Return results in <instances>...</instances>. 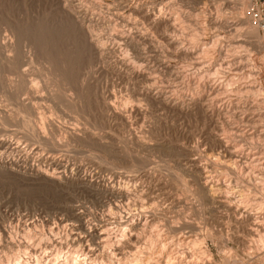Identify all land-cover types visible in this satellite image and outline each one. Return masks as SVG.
Segmentation results:
<instances>
[{"label":"rangeland","instance_id":"obj_1","mask_svg":"<svg viewBox=\"0 0 264 264\" xmlns=\"http://www.w3.org/2000/svg\"><path fill=\"white\" fill-rule=\"evenodd\" d=\"M63 1L70 5L68 9L74 8L76 19L58 0H0V159L10 163L0 167V214H4L0 220L18 207L33 205L42 212H67L68 218L77 219L67 207L74 195L102 202L105 193L100 185L123 178L125 172L143 174L151 169L162 185H170L185 174L200 176L191 169L193 158L198 157L195 160L201 164L211 158L224 160L213 148L215 137L229 136L230 131L225 134L223 130L228 129L224 118H211L197 109L194 127L180 125L186 117L157 104L147 93L148 84L122 65L125 60L153 75L168 70L161 64L170 56L162 31L165 24H154L163 11L155 7L157 0ZM143 2L149 5L136 8ZM249 3L180 0V8L199 15L213 49L224 45L246 58L241 71L256 91L231 98L264 102V34L245 16ZM237 28L244 29V39L238 44L230 39ZM87 31L101 41L106 50L102 56H95L87 43ZM133 36L136 41L128 42ZM219 55L210 53L212 59ZM224 55L227 58V52ZM143 56L142 64L138 61ZM234 82L239 85V78ZM123 111L126 120L117 115ZM263 125L255 128V136ZM5 139L11 148L1 144ZM53 159L62 167L54 168ZM38 169L47 170L48 175L37 173ZM85 176L101 181L100 187L82 181ZM222 219L233 221L231 243L241 255L249 245H259L234 221L237 216L230 210H214L208 223L221 226ZM246 264H264V252L249 255Z\"/></svg>","mask_w":264,"mask_h":264},{"label":"clouds","instance_id":"obj_2","mask_svg":"<svg viewBox=\"0 0 264 264\" xmlns=\"http://www.w3.org/2000/svg\"><path fill=\"white\" fill-rule=\"evenodd\" d=\"M155 7L163 9L159 18L169 20L162 31L170 56L162 61L168 70L152 76L149 95L165 110L184 115L180 125L194 127L197 109L211 113L237 92L246 95L241 91L245 86L254 87L241 71L246 58L224 45L213 49L198 14L180 8V0H157ZM243 31L237 28L230 39L242 41ZM212 51L220 55L212 59ZM241 77L239 85L230 83ZM259 143L264 157V141ZM257 159L258 168L250 162L234 160L229 166L224 160H206L200 176L185 174L170 185H162L151 169L125 172L102 184V202L73 196L67 207L79 219L68 218L67 212H42L35 205L18 207L0 220V264H246L249 255L264 252V238L258 233L253 239L259 245H249L241 255L231 243L233 221L212 226L208 219L214 210L240 208L237 221H243L247 208L238 205L243 193L248 207L260 214L253 223L264 228V158Z\"/></svg>","mask_w":264,"mask_h":264},{"label":"bare ground","instance_id":"obj_3","mask_svg":"<svg viewBox=\"0 0 264 264\" xmlns=\"http://www.w3.org/2000/svg\"><path fill=\"white\" fill-rule=\"evenodd\" d=\"M149 1V0H147ZM61 2V3H60ZM63 0H58V3L62 5L63 10L67 13H69L70 15H73L71 10H74V8H72L71 10L68 9L67 7H70V5H68V2H65L63 4ZM71 2V1H70ZM73 2V1H72ZM156 3V1H155ZM153 3V4H155ZM70 4V3H69ZM157 4V3H156ZM75 5V4H73ZM147 5H149L148 2H143L138 6H136V8H144L147 7ZM152 5V4H150ZM76 7V6H75ZM135 8V7H134ZM152 8V7H151ZM150 10V9H149ZM161 10V9H160ZM145 12V11H144ZM85 13V12H84ZM147 13V12H146ZM150 13V12H149ZM66 14V13H65ZM75 14V13H74ZM148 14V13H147ZM75 15H73L74 17ZM156 16V15H155ZM79 17V16H78ZM83 17V16H82ZM124 17V16H123ZM121 17V18H123ZM160 16H157L154 20V24L157 23L158 25H163V23L166 25L169 20L168 17H164V18H159ZM75 18V17H74ZM87 17H84V21ZM76 19V18H75ZM124 19V18H123ZM83 20H79V23L81 24V26L85 27V22ZM76 22V21H75ZM134 25V24H133ZM164 26V25H163ZM165 27V26H164ZM254 27V26H253ZM256 28V27H255ZM85 33V32H84ZM88 31L86 32V37H87V43L89 44V46L91 47V49L93 50V52L95 53V56H102L104 53V46L102 44H100V40L96 39L93 37V35H88ZM141 35V34H140ZM129 37V36H128ZM143 37V36H141ZM144 37L147 38V36L144 35ZM121 38V37H120ZM135 37H131V38H127V41L129 42H134L136 41V39H134ZM139 38V37H138ZM123 39V38H122ZM145 39V38H144ZM148 39V38H147ZM124 40V39H123ZM138 41V40H137ZM133 44V43H132ZM238 44V43H237ZM11 45V44H10ZM131 45V44H130ZM260 45V42L257 44ZM136 47V46H135ZM141 47V46H140ZM106 51V50H105ZM97 58V57H96ZM141 58V57H140ZM145 58L143 56V58L141 60H139L138 62H145ZM122 65L124 64V67L126 66L128 69L131 70L132 74L136 77H138L139 79H143L144 82H146L148 85L151 82V78L153 76V73H147L144 70H142L141 68H136L134 66H132L130 64V62L128 63L127 61H122ZM145 64V63H144ZM162 64V62H161ZM58 67V66H57ZM127 69V70H128ZM20 70V69H19ZM25 71V70H24ZM244 72V71H243ZM245 74V73H244ZM24 75V74H23ZM22 75V76H23ZM244 78V77H242ZM242 78H239L242 79ZM26 79V78H25ZM23 80V79H22ZM26 81V80H24ZM235 81V80H234ZM233 81V83H235ZM22 83V82H21ZM232 83V81H231ZM232 83V84H233ZM23 84V83H22ZM25 84V83H24ZM23 84V86H24ZM239 84V83H238ZM248 85H254L247 83ZM22 87V85L20 86V88ZM35 86L31 87L34 89ZM38 87V86H37ZM17 88H19L17 86ZM19 88V89H20ZM148 88V87H147ZM246 89H241V91H246L248 95L254 93L256 91V86L254 85V87H247L245 86ZM18 89V90H19ZM22 90V89H21ZM32 90V89H31ZM26 91V90H25ZM18 92V91H17ZM29 92V91H28ZM142 92V91H140ZM149 94V91L147 92ZM237 94H239V92H237ZM246 94V95H247ZM237 100H233L231 97L228 98L224 103L221 104V106L217 109L212 111L211 113L207 114L208 116H210L211 118H214L215 116H218L219 118H224L225 119V125H228V129H223L226 133H228L229 131V136H224L223 137H215L213 139V148L216 150V153H218V155L216 154V156H222L224 158V161L229 162L230 166L233 163V161H243L245 163L250 162L251 165H255L257 168L259 167V163H258V159L257 158H264L261 155V145H260V141H264V128L263 129H259L260 132L256 133L257 136H255V132L256 129L258 128L259 125L264 124V102H261L260 98H254V100L252 99V101H249L248 97L247 99L245 98H238L235 97ZM251 100V99H250ZM106 102V101H105ZM22 104V103H21ZM107 104V103H106ZM226 104V107L224 106ZM107 106V105H106ZM111 106V105H110ZM109 106H107L106 109H108ZM115 109V108H114ZM113 109V110H114ZM34 111V110H33ZM120 111V110H119ZM118 112V111H117ZM127 112V111H126ZM133 112V110H132ZM124 111L123 113H118L117 115L120 116L123 120H126L125 117L126 115H124ZM250 115V116H248ZM258 116V117H256ZM259 122V123H258ZM262 122V123H260ZM224 125V126H225ZM264 126V125H263ZM223 127V126H222ZM230 127V128H229ZM45 131V130H44ZM228 131V132H227ZM42 132V131H41ZM46 137V136H45ZM62 143V142H60ZM1 144L3 146H7L11 148L12 143H10L8 140H2ZM212 144V143H211ZM252 144H256L255 146H253ZM62 145V144H61ZM60 146V145H59ZM247 146V147H246ZM6 148V147H5ZM241 149L240 152H237L236 149ZM252 149H256V150H252ZM218 150V152H217ZM196 155V154H195ZM196 157V156H195ZM222 157H220L222 159ZM198 158V157H197ZM197 158H193V167L191 168L192 171H194L195 174H199L201 175L200 172V166L202 165L201 162L199 164H197V161L195 159ZM217 158V157H216ZM54 160V159H53ZM195 160V161H194ZM211 160H216L215 158H211ZM221 161V160H220ZM205 162V161H204ZM12 164V163H11ZM62 163H60L57 160H54L53 163H51V165H55L54 168H61ZM228 164V163H227ZM10 163L5 162L4 160L0 159V167L2 166H7L9 167ZM64 168V167H63ZM44 169V168H43ZM1 170V169H0ZM66 170V169H65ZM9 171V170H8ZM14 171V170H13ZM62 171V170H61ZM206 171V169H205ZM37 173L39 174H47L48 175V171L47 170H42V169H38ZM50 173V172H49ZM61 174V173H60ZM132 175V174H131ZM37 176V175H36ZM44 176V175H43ZM46 176V175H45ZM51 176V175H50ZM55 176V175H54ZM38 177V176H37ZM60 177V176H59ZM62 178V177H61ZM60 178V179H61ZM68 178V177H67ZM64 180V175L63 178ZM66 179V177H65ZM71 179V178H68ZM73 179V178H72ZM78 179V178H77ZM96 179V178H94ZM82 181H84L85 183H88L89 185H91L92 187L100 185V183H98V181L96 180H91L88 179L86 176L81 178ZM107 183V182H106ZM101 186V190L102 192L105 193L103 186ZM98 186V187H100ZM104 195V194H103ZM201 195H203V193H201ZM239 204H243L245 208H247V217L243 220V221H237V224H239L243 229H245V231L247 230L249 233H247L248 235H250V237H256L257 234H260L261 238H264V228H261L260 225L254 224L253 220L254 219H258L259 218V212L255 207H248L247 204V197L242 193L240 200L238 201V205ZM227 211V210H226ZM231 213L236 217L238 212H242L243 209L240 208H234L230 210ZM229 213V212H228ZM230 214V213H229ZM231 215V214H230ZM234 218V217H233ZM77 219H79L77 217ZM239 227V226H238ZM244 231V230H242ZM244 231V232H245ZM247 234H244L245 236ZM237 236V235H236ZM249 237V236H248ZM251 237V238H252ZM237 238V237H236ZM245 239V238H244ZM254 241V240H253ZM257 241L259 242V239H257ZM251 243V240H250ZM248 245V243H247ZM254 247V246H253ZM256 247V246H255Z\"/></svg>","mask_w":264,"mask_h":264},{"label":"built area","instance_id":"obj_4","mask_svg":"<svg viewBox=\"0 0 264 264\" xmlns=\"http://www.w3.org/2000/svg\"><path fill=\"white\" fill-rule=\"evenodd\" d=\"M245 16L254 27L264 34V0H250Z\"/></svg>","mask_w":264,"mask_h":264}]
</instances>
